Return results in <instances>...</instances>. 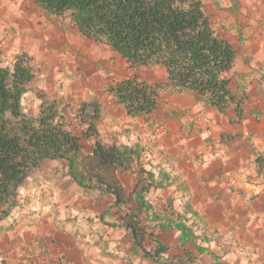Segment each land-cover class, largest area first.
Masks as SVG:
<instances>
[{
  "label": "crops",
  "instance_id": "0c3cea01",
  "mask_svg": "<svg viewBox=\"0 0 264 264\" xmlns=\"http://www.w3.org/2000/svg\"><path fill=\"white\" fill-rule=\"evenodd\" d=\"M219 1L225 8L217 33L237 52L233 85L248 95L243 118L238 121L234 108L219 113L191 91L167 88L147 118L128 116L112 95L114 106H103L100 136L118 144L139 141L143 166L170 175L169 185L149 198L159 213L170 214L171 204L173 217L187 219L198 234L183 242L179 229L156 228L170 255L191 251L190 264H264V182L255 163L264 152V0ZM152 68L163 75L144 80L155 85L166 79L164 67ZM225 132L236 137L222 143ZM120 179L130 191L137 176L122 173ZM114 200L79 186L64 161L43 164L19 188L10 215L0 219V259L40 241L54 264H157L134 251L129 231L110 225L120 220Z\"/></svg>",
  "mask_w": 264,
  "mask_h": 264
},
{
  "label": "trees",
  "instance_id": "16d2710c",
  "mask_svg": "<svg viewBox=\"0 0 264 264\" xmlns=\"http://www.w3.org/2000/svg\"><path fill=\"white\" fill-rule=\"evenodd\" d=\"M51 16L69 18L79 32L108 46L134 67L162 66L166 79L151 84L139 76H128L110 83L106 91L130 117L152 114L159 105L162 88L175 92L191 91L221 114L234 108L238 121L244 114L247 93L233 85L231 71L237 52L214 29L204 0H33ZM27 52L17 53L5 63L0 48V219L10 215L18 190L28 176L49 161H64L68 174L85 190L114 196L120 226L130 232L135 252L157 264H190L194 256L170 255V247L156 228L179 229L183 242L198 238L194 224L188 225L169 204L170 214L157 212L149 198L152 191L165 188L170 175H158L143 166V147L139 141L118 144L101 138L99 122L103 105L98 97L82 101L76 118L83 126L77 135L67 124L59 100L38 93V112L23 109V97L37 70ZM230 121H235L230 118ZM236 134L222 133L228 143ZM82 140L90 141L86 149ZM258 177L264 182V152L255 158ZM122 173L137 176L132 190L120 179ZM110 208L105 211V215ZM201 253L207 248L198 247ZM21 250L16 253L20 256Z\"/></svg>",
  "mask_w": 264,
  "mask_h": 264
},
{
  "label": "rangeland",
  "instance_id": "374dc122",
  "mask_svg": "<svg viewBox=\"0 0 264 264\" xmlns=\"http://www.w3.org/2000/svg\"><path fill=\"white\" fill-rule=\"evenodd\" d=\"M204 3L214 28L223 32L218 16L224 5L219 0ZM0 48L5 63H10L17 53L27 52L38 72L23 97L24 111L37 114V94H47L60 101L69 128L79 136L83 126L76 113L82 101L100 95L103 106L111 109L114 99L105 91L110 83L135 74L148 80L163 75L159 68L132 66L108 46L83 36L69 18L48 15L33 0H0ZM232 76L236 77V73ZM165 90L168 89L159 92L164 94ZM170 108L178 110L174 105ZM82 142L90 149V141Z\"/></svg>",
  "mask_w": 264,
  "mask_h": 264
},
{
  "label": "built area",
  "instance_id": "2783aa9c",
  "mask_svg": "<svg viewBox=\"0 0 264 264\" xmlns=\"http://www.w3.org/2000/svg\"><path fill=\"white\" fill-rule=\"evenodd\" d=\"M0 264H54V262L53 257L39 241L34 245L23 247L19 257L3 256Z\"/></svg>",
  "mask_w": 264,
  "mask_h": 264
}]
</instances>
